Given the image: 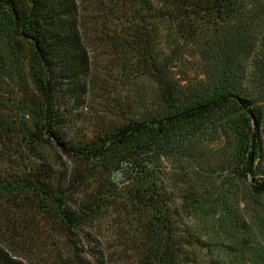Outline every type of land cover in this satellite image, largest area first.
I'll use <instances>...</instances> for the list:
<instances>
[{"label": "trees", "instance_id": "obj_1", "mask_svg": "<svg viewBox=\"0 0 264 264\" xmlns=\"http://www.w3.org/2000/svg\"><path fill=\"white\" fill-rule=\"evenodd\" d=\"M200 41L201 79H178ZM91 46L129 84L145 81V110L128 111L136 95L106 102L110 120L73 133L66 108L89 96ZM217 135L227 175L264 194V0H0V264H33L27 247L54 239L58 257L41 264H198L191 249L209 245L181 231L162 163ZM104 223L111 250L95 241Z\"/></svg>", "mask_w": 264, "mask_h": 264}, {"label": "rangeland", "instance_id": "obj_2", "mask_svg": "<svg viewBox=\"0 0 264 264\" xmlns=\"http://www.w3.org/2000/svg\"><path fill=\"white\" fill-rule=\"evenodd\" d=\"M250 8L247 7L248 10ZM257 9V4H252L251 10L257 11ZM212 31L209 30V36L212 35ZM203 44L200 41L197 46L183 49L184 56L174 71L178 79L188 82L201 79L200 66L203 49L206 47ZM89 53L92 61V84H90L89 96L81 106L66 108V120L70 125L68 130L73 133L91 132L98 129L103 121L110 120L107 119L110 115V106H105L106 102L117 104L120 101L123 104V101L136 95L139 104L135 109L128 108V111L140 113L145 110V81L140 80L134 85L123 80L120 77L121 70L118 69L120 64L109 55L108 49L91 46ZM251 61L244 60L242 64L248 67ZM251 73L252 71L249 75ZM244 88L252 94L245 96L254 100L255 105H262L263 99L262 95H259L257 80L248 77L243 81ZM202 142L196 147L189 146L187 152L189 154L185 157H171L164 159L162 163L164 178L166 175V190L173 197L181 231L190 238L193 237L209 245V251L202 249L203 251L198 252L200 251L198 248H196L198 251L191 249L193 259H196L198 264H206L210 259L215 258L231 260L233 264H264V194L254 195L247 185L236 183L224 171L226 155L230 151L226 137L217 135ZM261 143L264 152V135ZM5 161L8 160L0 158V171L4 169ZM182 195L190 198L191 205L180 202L178 197ZM109 229L108 224L104 223L93 232L95 241L104 245L107 250L112 249L110 244L112 234ZM32 239L35 238L30 237L25 243ZM7 240L8 236L2 235L0 230V243L5 245ZM50 242L47 241L45 248H42L41 244L39 246L31 244L32 246L27 247L26 251L30 253L26 255L31 263H49L46 254L41 256L43 253H49L48 256L51 258L58 257L62 242L57 239ZM0 247L3 250L6 248L2 245ZM14 251L19 255L24 252L18 249ZM199 257L203 258L204 262L197 260ZM52 261L50 259V263Z\"/></svg>", "mask_w": 264, "mask_h": 264}]
</instances>
